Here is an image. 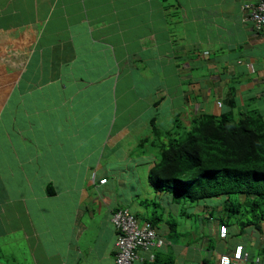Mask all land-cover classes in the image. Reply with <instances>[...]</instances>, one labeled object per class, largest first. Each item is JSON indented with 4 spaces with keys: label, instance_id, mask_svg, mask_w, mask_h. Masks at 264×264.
<instances>
[{
    "label": "crops",
    "instance_id": "0c3cea01",
    "mask_svg": "<svg viewBox=\"0 0 264 264\" xmlns=\"http://www.w3.org/2000/svg\"><path fill=\"white\" fill-rule=\"evenodd\" d=\"M246 1L0 0V239L18 232L27 244L21 253L27 252L32 264H113L111 217L116 208H141L145 198L127 193L126 185L141 183L155 164L154 155L142 162L137 150L132 165L115 156V146L131 139L128 116L116 124V112L124 108L118 105L119 93L124 89L132 96L128 104L136 103L134 93L146 77L141 73H153L148 83L157 81L159 71L165 84L155 86L156 93L168 91L179 99L171 107L170 123L176 116L188 121L209 106V113L217 115L227 109L228 98L235 112L256 110L264 117V29L243 21ZM159 101L152 107L157 109ZM176 106L188 109L185 115ZM74 107L79 115L103 113L102 120L79 117ZM110 112L115 128L104 135ZM157 117L132 115L131 120L149 129ZM88 122L98 129L79 134L77 126ZM107 149L110 162L104 158ZM127 149L130 157L136 143ZM84 162L89 168L81 175ZM101 179L106 183L100 185ZM22 190L27 196L17 198L24 208L17 209L10 195ZM155 230L164 241L154 252L162 264H202V259L218 264L219 255L237 244L247 251V242L259 251L250 257L264 264V237L252 231L250 238L246 230L242 241L216 239L219 244L209 252L208 243L199 249L173 244L163 222Z\"/></svg>",
    "mask_w": 264,
    "mask_h": 264
},
{
    "label": "trees",
    "instance_id": "16d2710c",
    "mask_svg": "<svg viewBox=\"0 0 264 264\" xmlns=\"http://www.w3.org/2000/svg\"><path fill=\"white\" fill-rule=\"evenodd\" d=\"M247 2L249 0L244 4ZM241 10L243 11L242 8ZM245 17L247 16L244 14L243 18ZM243 21L253 24L250 20ZM262 29L264 25L257 30ZM130 83H133L132 79ZM227 102V109L217 115L209 112L191 114L188 125L183 124L180 116L174 117L170 129H163L158 125L155 128L152 120L149 128L152 127L153 138L134 140L139 155L145 156L146 150L142 148L144 143L150 142L151 146L156 147L158 156H154L155 164L147 174V185L155 195H161V199L164 197L166 201L160 199L156 203L152 200L147 204V199H142V205L146 209L150 205L155 209L151 210V214H143V221L153 229L158 228L162 222L165 223L167 238L175 245L191 246L195 240L210 242L206 233L197 235L195 230L188 231L192 233L191 237L187 230L182 231L179 221L174 218V213L182 219H189L191 216L199 218V214L195 212L196 207L210 208L208 220L217 224L216 229L218 225H225L229 229L231 224H235L239 227V235H244L250 229L261 237L264 236V117L256 110L237 113L231 98ZM118 111L120 112L119 108ZM161 137L166 142L156 145V140L159 141ZM218 199L222 201V205L217 202L213 207L202 205L207 200ZM216 208L220 209L224 218L213 217L212 212ZM162 216L167 218L161 219ZM111 226L116 243L120 232L112 223ZM210 227L211 225H207L206 228L209 234L213 233L209 231ZM214 238L221 242L227 239ZM207 246L209 252L215 250L214 245L208 243ZM155 250L157 249L154 252ZM262 250L261 257L264 256V247ZM116 251L115 246L113 257ZM229 253L232 252L225 255ZM137 255L139 260H134L133 264H162L159 262L161 258L156 254H153L152 260L148 254ZM172 261L166 263L172 264ZM201 262L204 264L206 260L202 259ZM217 262L220 264V260Z\"/></svg>",
    "mask_w": 264,
    "mask_h": 264
},
{
    "label": "rangeland",
    "instance_id": "374dc122",
    "mask_svg": "<svg viewBox=\"0 0 264 264\" xmlns=\"http://www.w3.org/2000/svg\"><path fill=\"white\" fill-rule=\"evenodd\" d=\"M168 34L170 35V33H168ZM174 35L175 34L173 33L172 38L174 37ZM165 37H166V33L163 35V38H165ZM170 37H171V35H170ZM170 37H168L169 40H170ZM176 41H173L172 44L176 43ZM148 55L149 54L147 53L146 56H148ZM144 64L146 66V63H144ZM66 70L67 69L64 67L63 68V73L66 74ZM141 74H142V76L145 75L146 77H143L144 79L142 80V84H143V87H141L142 90L139 89L138 91H136L134 93V96L137 97V99H138V101L136 103L134 102L132 104H128L129 100H130V98L132 96L126 94L124 89L122 90V93H119V95L117 97L118 105H120V103H122L124 105V108L120 111V113L116 112V114L118 116L117 117L118 120H116V124H119L120 120L123 121L125 119V117H127V116L130 117V120L127 117L126 121L127 122L130 121L129 130H130L131 135H130L129 138H131V139H129L130 141L126 140L123 143L120 141L119 145L115 146V148H117V151L115 152L116 153L115 156H117V157L123 156L122 157V161L126 162L128 165H132L133 164V162L137 158V154H136V149H135L133 151V153L131 154V156L129 157L128 156L129 155V151L127 149V144H135L134 140L137 139V138L138 139L144 138V137L153 138L152 135L154 134V133L151 134L152 127H151V129L150 128L149 129H145V127L142 128V126H140L141 122L139 120H134V118H132V120H131V116L132 115H137L138 118L141 117V116H143V117L147 116L146 118H148L149 116H153V115L155 116V114H157L158 117H157L156 123L154 125V126H156L155 128H157V125H158L159 127L163 128V129H170L172 127V125H173L172 122L170 123L171 116H172L171 107H172L173 104L177 105V103L179 102V99H175L174 100V98H171L170 95L168 94V91H165L163 94L162 93H158V92L156 93L155 86L162 87L163 84H165L164 81H161V79L164 78V75L162 74V72L158 71V73H157L158 74V79H157L156 82H155L154 79H152L148 83H147V81L150 78L154 77L153 73H148L146 71L145 73L143 72ZM149 76H150V78H149ZM145 84H146V86H145ZM150 84H152V86ZM147 88H150V90H147ZM70 90H72V89H70ZM70 90H66L65 94L66 95L69 94ZM81 90H83V89H81ZM55 93L57 94L56 86H53V94H55ZM91 93L92 92L90 91L88 96H93V94H91ZM37 95H38V99H39V93H37ZM155 100H161V102L159 101V105H158L157 109L152 107L153 102ZM99 106H100V108H102L103 107V103H101ZM176 107H180L179 110L183 112V113L182 112L179 113V115H181V116L185 115V113H184L185 110H188V109L184 108L183 106H176ZM192 108L194 109L195 106L192 105ZM209 109H210V106L209 107H205L206 112H209ZM146 110H149L151 113L147 112ZM74 111H75V113L77 112L78 115L80 114L79 111H78V108L74 107ZM82 115L86 116V117H91L92 116V114H90V112H88V111H86ZM82 115H79V117L82 116ZM102 117H103V113L100 114V115H98V114L94 115V116H92V118H93L92 121L95 122V123H98V121L102 120ZM143 120H144V118H143ZM108 121H107V124H106V127H105L106 134H104V135H107L111 130L113 131V127L115 128V125H113L114 117H113L111 112H110V115L108 117ZM77 123L80 124L81 121H77ZM183 123L185 125H188V121L186 119H184ZM144 124L146 125L145 122H144ZM87 127L80 128V127L77 126L78 130H76V131H79V134H82L84 132H86V133L89 132L90 133V130H92L93 128L98 129V126H95L93 124H91V126H90V122H88ZM65 130H67V129L65 128ZM93 140H95V139H93ZM150 141H152V139H150ZM162 142H166L163 137H161L159 139V141L156 140V145H158V144H160ZM73 143H74L75 147H77L79 149V151L82 152V149L79 148V140H74ZM142 148L146 150L145 156H150V155L151 156H153V155L154 156H158V151H157L156 147L151 146L150 142L144 143ZM124 149L126 150L127 154L124 153ZM109 157H111V159H112L113 155H112V151L110 149H107L105 151V154H104V158H105V160L107 162H110V158ZM139 158L141 159L142 162H147V159L144 158V155H140ZM118 162H121V161L115 160V164L118 163ZM26 164H27V162L23 163L24 168L26 167ZM88 168H89L88 162H84L83 165L80 167V169H81L80 174L82 175V171H85ZM140 169L141 170H146L145 168H140ZM139 173H140V171H139ZM74 174L78 175L77 173H73V176H74ZM90 174H91V172L89 171L87 173V175L89 176ZM65 177H66V175H65ZM68 178H70V177L67 176L66 179H68ZM11 180L15 181L16 178L15 179L13 178ZM137 181H140V180H137ZM140 182L141 183H135V180H134L132 185H126L127 193H128V190H130L133 193L141 194L142 198L147 199V202H146L147 204L150 201L151 202L154 201L156 203L159 202L158 201V197L155 195V193H153L149 189V187L147 185L148 184L147 183V179L145 177H143L142 181H140ZM147 190H150L152 194H150L149 193L150 191L148 192ZM39 193L40 192L37 190L35 194H39ZM18 196L26 197L27 196L26 190H22V192L20 194H17V192H16V194H11L10 195V201L13 202L14 206L17 207V209L18 208H20V209L24 208V206L21 205V202H19L20 200H19V198H17ZM161 200L165 201V198L163 197ZM216 202H217V204L222 205V201L219 200V199L218 200H212V201L207 200V201L203 202L202 205H208L209 207H211V206L213 207L215 205L214 203H216ZM144 206L141 205V208L135 209V210H139L138 215L136 217L138 224H141V222L143 221V217H142L143 214L144 215H146L145 213L151 214V210H155V209H153V207L151 205L148 206L147 209ZM168 206H170V205H167V207ZM177 208L178 207H176V210H177ZM135 210L131 208V210H129V212L131 214H134L133 212ZM195 210L199 214V218H193L191 216L189 219H182L181 216H177L176 213H174V218L177 221H179V223H180L179 226L182 229V231L187 230V232L188 231L194 232V230H195V234H197V235L198 234L200 235L201 233H206L210 237V242H208V241L206 242L205 240H197V241L195 240L193 246L196 247L197 249L201 246V244H206V243H209V244H212V245H218L219 243L217 244V241L214 238L213 234L212 233L209 234L207 232V230H206L207 225H212L213 226V224H212L213 221H209L208 220L209 216H207V214L210 211V208H206L205 209V208L197 207ZM212 214H213L214 218L215 217H217L218 219L219 218H224L223 214L220 212L219 208H216V210H214L212 212ZM172 216H173V214H172ZM160 218L161 219H166L167 216H162ZM233 220L234 219H232L231 223H233ZM15 222H16V219L14 218L13 219V223H15ZM238 229H239L238 226H236L235 224H231V226L229 227L228 237H227L226 240L227 241L229 240V242H231V243L232 242H236V241H242L245 238V236L244 235H239L238 234ZM214 231H215V227L213 228V232ZM250 231H252V230H250V229L247 230V235L249 237L251 235ZM191 232H188V234L191 235V237H192L193 235H192ZM229 232H230L231 236L229 235ZM252 232H255V231H252ZM17 235H15V233H12L10 236L8 235L9 240L7 238L5 239L4 237L0 239V244H1V247H0V264H6L8 261H12V260L15 261L18 264H24V263L32 264V262L34 261L31 256L28 257L27 252L21 253L23 250H27V244H26V242L24 240H21V236H20V234L18 232H17ZM226 240H224L223 242H226ZM9 241L11 243V246H9V248L7 249V247L5 246V242H9ZM246 246H247V252L250 254V256L252 254H259L258 247H256V246L254 247V245H252L250 242H247Z\"/></svg>",
    "mask_w": 264,
    "mask_h": 264
},
{
    "label": "built area",
    "instance_id": "2783aa9c",
    "mask_svg": "<svg viewBox=\"0 0 264 264\" xmlns=\"http://www.w3.org/2000/svg\"><path fill=\"white\" fill-rule=\"evenodd\" d=\"M244 14L247 16L244 20L253 22L255 28L259 29L264 25V0H249L242 7ZM220 107L221 104L218 103ZM101 180L100 183H104ZM111 223L119 230L120 235L117 238V251L114 255L113 264H133L134 260L138 259L136 250L140 248L141 251H148L151 247L161 244V241H154L155 236L149 225L142 228L137 226L134 217L127 210H118L111 217ZM227 234L225 226L219 228V237L224 239ZM149 259L152 255L148 254ZM246 259V254L242 253V247L236 246L233 254L229 256H222L221 264H240L242 260Z\"/></svg>",
    "mask_w": 264,
    "mask_h": 264
},
{
    "label": "clouds",
    "instance_id": "9594fccd",
    "mask_svg": "<svg viewBox=\"0 0 264 264\" xmlns=\"http://www.w3.org/2000/svg\"><path fill=\"white\" fill-rule=\"evenodd\" d=\"M220 104V103H219ZM217 107L219 108V109H221V106L219 107L218 106V103H217ZM101 180H105V182L104 183H100V181ZM101 180H99L98 181V183L100 184V185H103V184H105L106 183V179H101ZM118 210H127L128 212H129V210L128 209H126V208H118L117 209V211ZM116 211V212H117ZM130 213V212H129ZM114 214V213H113ZM131 214V213H130ZM133 217H134V219H135V221H136V223H137V226L139 227V228H142V227H144L146 224L147 225H149V227L152 229V231H153V233H154V236H155V242L156 241H161V244L159 245V246H157V245H155V246H153V248L154 249H158L159 247H161L162 245H163V243H164V241H163V239H161V237L158 235V233L156 232V230L155 229H153L151 226H150V224L149 223H147V222H143V224L142 225H139L138 224V222H137V219H136V216L134 215V214H131ZM216 225L217 224H215V233L213 232V226L211 225V227L209 228V231H212L214 234H215V236L216 237H219V228L221 227V226H225V225H218V228L216 229ZM226 227V226H225ZM226 229H227V234H226V237L224 238V239H226L227 237H228V231H229V229L226 227ZM264 237V236H263ZM219 239L220 240H222V238H220L219 237ZM115 246H116V243H115ZM236 246H241L242 247V253L243 254H246V259L245 260H242V262H241V264H245V263H250V260H252V263L251 264H261L262 263V261L259 259V258H255V259H253V258H250V254L245 250V247L243 246V245H241V244H237V245H235L234 246V248L231 250V252L233 253L234 252V250H235V247ZM154 249H153V251H150L149 250V252L147 253L146 251H141V250H139L137 253L139 254V253H147V254H151L152 255V259H153V252H154ZM230 252V251H229ZM148 256V255H147ZM221 257H222V255H219V257H218V260H220L221 259ZM152 259H150V260H152ZM113 260H114V257H113Z\"/></svg>",
    "mask_w": 264,
    "mask_h": 264
},
{
    "label": "bare ground",
    "instance_id": "6f19581e",
    "mask_svg": "<svg viewBox=\"0 0 264 264\" xmlns=\"http://www.w3.org/2000/svg\"><path fill=\"white\" fill-rule=\"evenodd\" d=\"M153 249H154V248L151 247V248H150V251H153ZM232 254H233V253H229L228 255H225V254H224L223 256H229V257H230ZM220 264H221V263H220ZM240 264H241V263H240Z\"/></svg>",
    "mask_w": 264,
    "mask_h": 264
}]
</instances>
